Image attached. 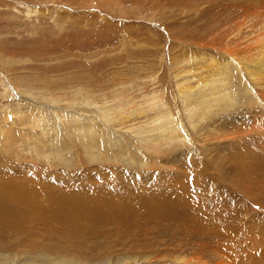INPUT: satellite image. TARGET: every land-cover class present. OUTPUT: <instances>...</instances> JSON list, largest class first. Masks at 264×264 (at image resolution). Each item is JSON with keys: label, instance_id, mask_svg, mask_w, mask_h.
<instances>
[{"label": "rangeland", "instance_id": "1", "mask_svg": "<svg viewBox=\"0 0 264 264\" xmlns=\"http://www.w3.org/2000/svg\"><path fill=\"white\" fill-rule=\"evenodd\" d=\"M263 36L264 0H0V134L14 125L0 136V195L4 189L21 193L20 187L29 188L43 206L23 205L1 214L0 264L5 259L29 264L21 257L26 250L75 255L91 263L136 253L163 261L195 250L202 264L224 259L227 264H264V107H236L227 118L217 116L216 127L224 130H214L221 136L213 142L215 155L206 149L204 133L189 127L180 96L181 90L198 88L213 75L211 59L236 64L264 47ZM154 93L164 99L160 109L183 122L190 140L180 144L176 134L180 145H165L150 167L111 157L82 161L73 151L56 165L29 151L23 132L29 124H12L15 111L26 113L28 127L39 123L33 116L48 124L39 115L50 109L60 126L67 123L62 108L79 113L70 105L81 99L84 111L96 119L101 115L96 106L133 100L147 107L141 101ZM92 101L96 106L86 108ZM131 108L123 109L126 115L113 129L126 130L125 125L151 115H132ZM32 132V138L43 139L40 130ZM47 133L51 140L53 131ZM137 139L133 147L141 157L147 149ZM99 142L96 149L103 152L107 144ZM44 145L43 151L49 149ZM56 199L62 206L51 210ZM113 199L122 207L127 203L129 210L115 211ZM167 202L170 214L162 211ZM146 207L149 212H143ZM68 223L73 228L64 231ZM182 241L183 248L177 247Z\"/></svg>", "mask_w": 264, "mask_h": 264}, {"label": "bare ground", "instance_id": "2", "mask_svg": "<svg viewBox=\"0 0 264 264\" xmlns=\"http://www.w3.org/2000/svg\"><path fill=\"white\" fill-rule=\"evenodd\" d=\"M223 61H225V60H223ZM234 61H235V59H234ZM209 62H211V64L213 65L212 67L214 68L212 71L213 75L212 76L210 75L205 80V82L200 83L198 88L187 89L185 91L181 90L180 96H181V103H182L183 108H184V113H185L184 115L186 117V120H187L189 127L193 130V132L195 134L204 133L203 137L205 138V141L207 140V142H208L206 149L208 150V152L210 154L216 155V153H215V151L217 149L216 145H215L216 143H213V142H215L214 140H218L219 137L221 138V136H218V134H222V133H220L222 131V130H220V128L223 126H221L220 128L216 127L218 120H221V119L216 120L215 118L219 115H221V118L222 117L227 118L226 116L231 115L230 114L231 110L234 111L236 107H240V109H250L249 106H252V105H253V107L254 106L264 107V97H263V95H264V91H263L264 90V47L260 46V50H258V53L254 54V55L249 54L245 58L244 57L240 58L238 60V63H236V64H230L229 62H219L217 59H214V58L211 59ZM28 94H30V92ZM149 97L150 98H145L141 101V102H144L145 104H147V107H144V104H141L142 106L141 105L139 106L138 105L139 103L136 104V101H133V100H128L126 102L120 101V103H112V101H111L112 104L110 103V106L104 105V107H102L103 105H100V106L94 105V104H96V103H94V101H92L88 105L85 104L86 108L91 109L93 106H96L94 108L97 111L101 110L100 114L102 116L101 115H100V117L97 116L100 120L98 118H96V119L90 118L91 116L84 111L85 110L84 109V103H83V100L81 99L78 102H75V101L71 102L70 101L71 102L70 106L72 107V110H77L79 112V109H80L81 112H79V113H77L75 111L68 112L67 109L62 108L64 110V113L62 112L63 113L62 118H65V121H67V123L61 122L60 126H59V123L56 122L55 119H54L55 122H53V116L50 113V111H52V110H50V109L46 110L45 108H44L45 110L40 113L41 115H39V117L46 118L45 120H46V122H48V124H45V125L40 124L41 122H43V119L40 120L36 116H33L32 120L35 121L36 123L39 122L38 123L39 125L38 124H32L34 128L37 127L36 130L32 129L33 127L32 128L28 127V126H30V120H27V118H25L26 113L24 115H22L23 114L22 111H20V112L15 111L14 112V114H16L17 117L14 118V122L12 124H14V123L18 124L19 123L20 125L22 124L23 126L24 125L26 126L27 124H29L27 126V130L23 131L24 135H26V137L29 138V140H30L27 144L29 151H33L32 153H34L40 159L45 158L46 161H49V159H53L54 162L53 161L52 162L56 165H58L60 163H64L65 161H67V158L65 156L66 153L73 151V154L79 157V158L77 157L78 159L85 158V159H82V161H84V160L90 161L91 160V161H94L93 163H95L96 161H99L102 158L103 159L105 158L104 161L107 158H109V160H110V157H111V160H118V158H119V160L120 159H123V160L126 159L131 164L136 163L137 165H139L141 167L142 166L143 167H146V166L150 167L151 162L152 163L154 162V160L156 159L155 157H158L159 152L160 151H163V152L166 151L165 145L167 147L171 146L174 148V147L179 146L182 142L187 143L190 140V137H189V134L186 132V127L182 121L180 122L181 124H179L177 122V120L175 119V116H173L169 110H167V109L161 110L160 109V105H164V99L161 98L159 94L154 93L153 96L151 95ZM51 98H53V97H51ZM46 99H49V98H46ZM56 99H54V100H56ZM33 102H35V101H33ZM55 104H53V105H55ZM47 105H49V104H47ZM55 106H57V104ZM127 106H128V109L130 107H132L131 113H130L132 115H137V116L140 115L141 116V114L143 112H150L151 115L150 116L146 115L143 122H140V121H139V123L136 122L137 125L134 123H132L130 125L128 124L129 126L128 125L127 126L129 128L125 125L126 130H119L120 127H118L117 129L116 128L113 129L111 127V125H114L113 123H115L116 121H118V122L121 121L123 116L126 115L127 111H124L123 109H125V107H127ZM140 112H142V113H140ZM57 114H58L57 115L58 118H61L60 114L59 113H57ZM128 117H130V116H128ZM181 117H183V116H181ZM211 117L213 118L212 121H209V123H206V120H210ZM48 118H50L51 120L49 121ZM130 119L132 120V116ZM130 119L125 121V122L131 121ZM223 120H225V119H223ZM212 123H213V128H211ZM65 124H67V125L69 124V127L66 126ZM220 125H223V124H220ZM228 125H229V122H228ZM13 126L8 131H6L4 129L3 131H1V134L3 132H5L4 136H7L6 135L7 133L12 132ZM17 126H19V125H17ZM221 129L224 130V128H221ZM31 130H33L34 133H37V131L40 130L41 135H42L44 140L41 139L40 137L32 138L30 136V135H32V134H30ZM214 130L219 131V133L216 135L215 134L216 132ZM47 131H53V134L51 136V140H48V138H47L48 137ZM1 134H0V136H1ZM176 134L180 138V144H179L178 137L176 136ZM98 138L100 139L101 143L99 142ZM133 138H139V140L137 139L139 141V143L143 144V146H145V148L147 149V152L145 153L144 156L140 157L139 156L140 153H138L134 150V147H133L134 144L133 143H135V142H133ZM9 139H10V137H9ZM56 139L58 140V142L55 141ZM76 139H78L77 142H76ZM4 140H5V138H4ZM98 142L100 143V145H103L105 142L107 144L106 150H104L102 152L103 149L102 150L100 148L96 149L98 147V145H97ZM217 142H219V141H217ZM42 145H44L45 147H48L49 149L43 151ZM136 145H137L136 146L137 150H139V145L138 144H136ZM79 147L82 149V154H78L76 152L77 148H79ZM112 147H114L116 149V153L113 155L110 153V149ZM148 153H150L149 155H151L152 158L148 155ZM254 153H255V151H254ZM143 154H144V152H143ZM161 154L164 155L165 153L164 154L161 153ZM263 154L264 153H261V157H263ZM159 156H161V155H159ZM215 157H214V161L218 165L219 160ZM73 158H74V156H73ZM73 160L75 161L76 159H73ZM221 161L219 163V166L221 165ZM109 162L111 163V161H109ZM224 163L226 165V162H224ZM13 188H14V185H13ZM20 191H21V193L20 192L18 193V191L17 192H9V190L7 191L6 189L2 190L3 194L0 195V216H2L3 214L10 213V212H15V208L18 206L22 207L23 205H26V206L31 207V209H35V208H32V206L37 207V208L42 206L41 202L38 199H36V198H38V195H37L38 193L36 194L35 190L29 189V188L27 190L22 188V190H21V187H20ZM5 192H7V193H5ZM22 193L24 196L22 195ZM171 195H173V194L171 193ZM178 195H180V194H178ZM57 199L54 203L51 204V206H52L51 210H58L57 208L62 206L59 203V200H57ZM150 199H152V203L154 204L155 203L154 198L150 197ZM182 199H184V197ZM113 200L114 201L111 202V207L115 208L114 209L115 211H118L119 213H125L126 211L129 210V207L125 206L127 203L125 205H123V207H122L120 200L118 203H116L117 199H113ZM170 200H171V198H170ZM185 200H187V198ZM170 204H171V202H167V204H164L165 207L167 206V208H165L162 211L170 214V212H171V207H169ZM180 205L182 206V208L186 206L184 204H180ZM26 206H24V207H26ZM74 207H76V206H74ZM77 207H78V204H77ZM22 208L19 209V211L22 210ZM27 208L28 207H26V209ZM146 209H147V207L143 208V212H146V211L149 212L150 211V209H147V210ZM157 209L159 210V208H157ZM157 209L154 211V214H156ZM40 210H43V208L42 209L40 208L39 211ZM21 212L23 213V211H21ZM34 212H36V211H34ZM53 212H55V211H53ZM139 212L140 211H138V213ZM138 213H136V214H138ZM17 215H18V213H17ZM26 215H27V213H26ZM158 215H162V213H159ZM93 216H96V215H93ZM156 217H158V216H156ZM67 219L68 218L64 219L65 223H66ZM79 221L80 220L74 221L73 222L74 226ZM172 221L174 223H178L175 218L172 219ZM179 221H181V219ZM168 223H170V222H168ZM68 225H70L71 227H69ZM79 226H81V225H79ZM71 228H73V226L70 223H68L64 231H68V229H71ZM82 230H84V229H82ZM72 232L75 233V232H77V230H72ZM191 235H194V234H191ZM195 235L197 236L198 233H195ZM108 237H110V236H108ZM198 237H200V236H198ZM183 240H185V239H183ZM183 242L184 241L181 242L182 244H177V247L179 246L180 248H183V247H181V246H184V244H185ZM126 243H127V241H126ZM123 244H125V243H123ZM192 247L193 246H190L189 248H192ZM216 249L218 250V248H216ZM44 250L45 249H43V251ZM148 250H150V248ZM45 251H47V250H45ZM185 251H186V249H185ZM194 251H193V254H188V253L182 254V252L177 253L175 255H172L171 257L173 259H170V260H169V258L167 259V257H164L165 259L163 261H159V259L156 257V255H154L155 253L153 254L154 256H152V255L150 256V254L140 255L141 253L140 254H137V253L136 254H129V257L126 256L127 254H123V255L121 254L122 256L118 255L117 257L115 255L113 260H111V255L109 256L110 258H108L106 256H105L106 258H102V256H101L102 259H99L93 263H91V262L94 260L80 259L79 257H75L74 254H73L74 256H68V255H63V254L59 253V255L54 257L49 252L45 253L42 251L41 252H34L33 254L29 250H26V254L25 253L22 254V251H21V257H23V259H24L23 262L27 261V262H29V264H116V263L119 264V263H122L125 261H129V262L131 261L132 263L142 264L143 261H145L147 259H149L150 263H152V264H157L159 262H162V264H167L168 262L171 264H178V262H182V263L184 262L187 264H197V263L202 264L200 261V256L196 255L197 253H194ZM165 254H167V253H165ZM1 255H3V254H1ZM21 257H19V258L21 259ZM224 260H219L216 264H221L224 262L226 263V261H224ZM15 261L16 260H14V259L13 260L5 259L2 264H14Z\"/></svg>", "mask_w": 264, "mask_h": 264}]
</instances>
